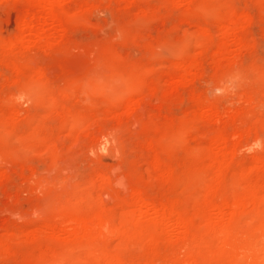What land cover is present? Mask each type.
<instances>
[{
	"label": "rangeland",
	"instance_id": "rangeland-1",
	"mask_svg": "<svg viewBox=\"0 0 264 264\" xmlns=\"http://www.w3.org/2000/svg\"><path fill=\"white\" fill-rule=\"evenodd\" d=\"M27 1L0 0V264H264V0H49L26 31Z\"/></svg>",
	"mask_w": 264,
	"mask_h": 264
},
{
	"label": "bare ground",
	"instance_id": "bare-ground-1",
	"mask_svg": "<svg viewBox=\"0 0 264 264\" xmlns=\"http://www.w3.org/2000/svg\"><path fill=\"white\" fill-rule=\"evenodd\" d=\"M28 2V1H27ZM29 4H30V7L31 8H33V10H34V12L32 11L31 12V15H29L28 17V20L27 21H25V22H22V23H24L23 24V26L22 27H24V29H26V31H28V28L29 27H31V25H33L32 23H33V20H35L36 18H38V11L40 12V11H43V12H45V11H49V9L51 8V2L49 1V0H30V2H28ZM37 10V11H36ZM27 11V10H26ZM36 11V12H35ZM27 13V12H26ZM25 13V14H26ZM36 21V20H35ZM38 21V20H37ZM36 21V22H37ZM40 21V20H39ZM38 21V22H39ZM57 21V20H56ZM35 23V22H34ZM41 23V22H40ZM37 24V23H36ZM22 25V24H21ZM39 25V24H38ZM36 26V25H35ZM41 26V25H40ZM38 27V28H41V27ZM21 26H20V29L22 28ZM33 28V27H32ZM23 29V28H22ZM29 29H31V28H29ZM35 29H37V28H35ZM42 29V28H41ZM25 31V32H26ZM40 31H43V30H40ZM24 32V31H23ZM22 32V33H23ZM37 33H40V32H37ZM46 34V33H45ZM44 34V35H45ZM46 36V35H45ZM232 40H229L228 41V43L226 44V46H228V45H230V44H232ZM108 142H106V144H107ZM108 145V144H107ZM135 204H136V207H138L137 209H138V211L139 212H143V211H145V210H147L149 207H144V206H142V204H140V203H142L141 201H140V203L138 202L137 203V201L136 202H134ZM135 207V206H134ZM135 207V208H136ZM137 209H136V211H137ZM153 209V208H152ZM137 211V212H138ZM135 212V211H134ZM215 213H214V217L212 218V219H214V222H216V223H224V222H227V211L225 212V210L224 211H222V212H220L219 210H217L216 209V211H214ZM158 215H159V212H158ZM229 221V220H228ZM168 225V227L170 228V229H173V228H176V224L175 223H167ZM228 224V223H227ZM223 225V224H222ZM224 226V225H223ZM226 227V226H225ZM224 229H226V228H224ZM60 231V230H59ZM259 231H261V230H259ZM246 264V263H245ZM248 264V263H247Z\"/></svg>",
	"mask_w": 264,
	"mask_h": 264
}]
</instances>
